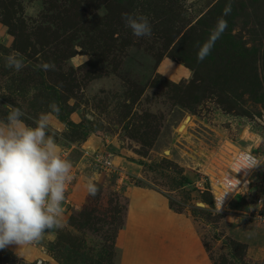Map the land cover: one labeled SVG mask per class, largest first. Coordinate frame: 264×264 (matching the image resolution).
Masks as SVG:
<instances>
[{
    "label": "rangeland",
    "instance_id": "obj_1",
    "mask_svg": "<svg viewBox=\"0 0 264 264\" xmlns=\"http://www.w3.org/2000/svg\"><path fill=\"white\" fill-rule=\"evenodd\" d=\"M123 13L146 16L152 35L134 36ZM13 52L19 72L4 66ZM53 101L51 133L73 165L64 226L0 250V264H124L131 230L146 236L131 264L150 251L153 264H264V225L248 216L264 168L220 212L212 187L237 152L264 157V0H0V105L38 117Z\"/></svg>",
    "mask_w": 264,
    "mask_h": 264
},
{
    "label": "clouds",
    "instance_id": "obj_2",
    "mask_svg": "<svg viewBox=\"0 0 264 264\" xmlns=\"http://www.w3.org/2000/svg\"><path fill=\"white\" fill-rule=\"evenodd\" d=\"M228 3L208 39L198 44L197 61L203 62L216 41L227 29L225 16L231 13ZM122 20L136 37L152 35V27L144 15L123 13ZM5 67L19 72L25 67L19 52L4 57ZM44 71H55V64L39 65ZM6 112L0 119V250L8 246H23L39 241L44 234L60 229L63 224V201L66 185L71 181L72 162L60 155L59 145L51 133V118L58 115L56 102L50 112L28 117L13 104L0 105ZM32 120L29 124L26 121ZM264 168V157L242 153L235 171L247 176L252 170ZM241 185L236 177L226 178L224 191L217 198V211L222 210L226 195ZM89 195L96 196L98 185L91 179L85 185Z\"/></svg>",
    "mask_w": 264,
    "mask_h": 264
},
{
    "label": "built area",
    "instance_id": "obj_3",
    "mask_svg": "<svg viewBox=\"0 0 264 264\" xmlns=\"http://www.w3.org/2000/svg\"><path fill=\"white\" fill-rule=\"evenodd\" d=\"M242 153L254 155V154H252L250 152H246V151L237 152L234 155L233 159L231 160L230 164L228 165L227 169L224 171L223 176L220 179L221 181L216 182L215 185L212 184L213 192L216 194V204H217V198L224 191V185H225L226 178H228V177H233V178L236 177L237 179L241 180V185L237 186V188L235 190H233L231 193L226 195L225 202H224L222 208H224L226 206L227 202L231 198L236 197L238 195H244L250 189L251 177H252V174L254 173L255 170H252L247 176L244 175L243 170L241 172H239V173H236V171H235V164H236L239 156ZM100 163H102V166L105 169H108V170L113 169L112 163L108 159H102L100 161ZM248 216H249V218L251 220H253V221H255V222L259 223V224H263L264 225V199L263 198H260L259 201H258V209L254 213H252V214H250ZM38 264H44V263H43L42 260H40V261H38Z\"/></svg>",
    "mask_w": 264,
    "mask_h": 264
},
{
    "label": "crops",
    "instance_id": "obj_4",
    "mask_svg": "<svg viewBox=\"0 0 264 264\" xmlns=\"http://www.w3.org/2000/svg\"><path fill=\"white\" fill-rule=\"evenodd\" d=\"M133 209V208H132ZM149 213H151V210H150V212ZM134 216V211L132 210L131 211V217H130V220H131V218ZM162 226V225H161ZM163 227V226H162ZM164 230L163 231H167V232H170V231H172V229H174V226H167V225H165L164 227ZM148 231H149V233H151L152 232V230L149 228L148 229ZM157 231V230H156ZM155 231V232H156ZM154 232V233H155ZM183 232V231H182ZM145 233V232H144ZM160 233H161V231H160ZM164 233V232H163ZM184 233V232H183ZM182 233V234H183ZM162 234V233H161ZM160 234V235H161ZM146 236L143 234V236H142V234H137V232L135 231V230H131L130 231V239H129V241H128V248H127V250H126V252L128 253L127 254V259H125V263L124 264H131L130 263V260H129V256L130 255H134V254H131V252H130V250H129V248H133L132 246H130L131 244H133V245H143V244H145V242H139V243H137L138 242V240L137 239H139V238H141V239H144ZM156 244V246H160V243H157V242H151L150 244H149V247L150 248H153L154 247V245ZM141 254V253H140ZM149 254H151V259L150 260H148L149 262L147 263V260L145 261V260H142L141 259V256L139 255V260H140V262L138 263V264H153V257H152V251H150V253ZM150 257V256H149Z\"/></svg>",
    "mask_w": 264,
    "mask_h": 264
}]
</instances>
